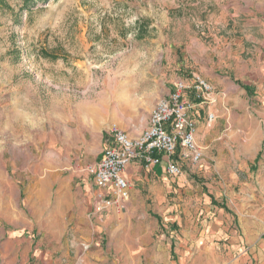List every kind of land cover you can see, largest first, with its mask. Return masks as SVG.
<instances>
[{
	"label": "rangeland",
	"instance_id": "rangeland-1",
	"mask_svg": "<svg viewBox=\"0 0 264 264\" xmlns=\"http://www.w3.org/2000/svg\"><path fill=\"white\" fill-rule=\"evenodd\" d=\"M23 2L0 0V264H264L258 117L223 120L198 166L166 175L156 194L137 187L124 211L91 217L83 172L109 126L138 131L154 108L125 84L155 73L157 45L165 57L176 42L212 49L224 31L262 41L264 0Z\"/></svg>",
	"mask_w": 264,
	"mask_h": 264
},
{
	"label": "crops",
	"instance_id": "crops-1",
	"mask_svg": "<svg viewBox=\"0 0 264 264\" xmlns=\"http://www.w3.org/2000/svg\"><path fill=\"white\" fill-rule=\"evenodd\" d=\"M157 4H152V10L149 9V11H157L158 9L154 8ZM158 7L160 13H164L167 19L169 15L173 16L174 11L165 7V2H161ZM221 24L223 30L230 25L229 23ZM242 25L244 26V24ZM234 34V38H231L225 31L222 36H213L212 40L217 46L212 49L203 45L194 49L191 47L184 49L182 43L176 42L164 53L165 57L157 45L156 59L153 64L148 65L149 68H156L155 73L152 75L143 72L137 80H134V82H140L143 85L142 89L141 85L137 83H128L125 86L128 87L129 92L133 93L136 102L140 100L139 93L142 92V96L151 98L156 104L158 100L168 97L177 82L188 83L194 76H199L210 83L213 87L214 92L211 95L215 103L209 107H206L207 104H200L192 92L184 94V99L193 107L190 116L194 119L197 127L196 142L205 150L218 135L222 121L230 118L236 111H243L241 117L244 118V121L258 117L261 119L260 123L263 124L264 40H257V35L246 30H241L239 33L234 32ZM260 34L259 38L264 39V32L260 31ZM161 40L159 45H161ZM151 42L154 44L157 41L151 40ZM167 57L170 58V63L163 62ZM157 61L159 62L157 63ZM169 66L172 67L173 76H169ZM122 86L125 87L124 84ZM122 100L131 101L130 97H123ZM208 113L214 114L215 118L212 123L207 122ZM149 115L150 113L144 114V121L138 131L129 127L118 128L134 139L146 128ZM236 117H233V120L238 124L241 123L240 119H234ZM247 127L248 124L244 128ZM206 139L208 140L204 141ZM152 157L158 159L159 162L147 165L146 162L134 161L125 170L123 177L130 183V196L134 194L137 187L143 185L149 187V193L156 194L159 189L156 182L160 183L166 178L167 157L156 153ZM187 165L189 164H183L182 167Z\"/></svg>",
	"mask_w": 264,
	"mask_h": 264
},
{
	"label": "built area",
	"instance_id": "built-area-1",
	"mask_svg": "<svg viewBox=\"0 0 264 264\" xmlns=\"http://www.w3.org/2000/svg\"><path fill=\"white\" fill-rule=\"evenodd\" d=\"M185 92H192L200 104L215 103L210 98L212 85L194 76L188 83H175L168 97L156 102L146 128L138 137L133 139L116 125L109 126L106 131L107 144L100 158L83 169L96 191L91 217L111 210H125L130 197V183L123 174L134 161L156 164L159 160L152 156L161 154L167 157L165 172L170 177L182 176L183 164L196 167L201 163L204 154L196 142L197 127L190 116L193 107L184 99ZM214 118V114H207L208 123H212Z\"/></svg>",
	"mask_w": 264,
	"mask_h": 264
},
{
	"label": "trees",
	"instance_id": "trees-1",
	"mask_svg": "<svg viewBox=\"0 0 264 264\" xmlns=\"http://www.w3.org/2000/svg\"><path fill=\"white\" fill-rule=\"evenodd\" d=\"M31 1H33V0H24V2H23V8H25L27 6V3L28 2H31Z\"/></svg>",
	"mask_w": 264,
	"mask_h": 264
}]
</instances>
